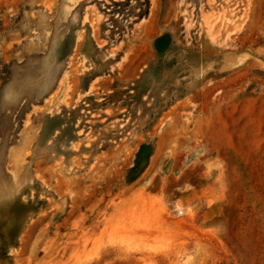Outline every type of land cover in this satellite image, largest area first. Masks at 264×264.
<instances>
[{
    "label": "rangeland",
    "instance_id": "1",
    "mask_svg": "<svg viewBox=\"0 0 264 264\" xmlns=\"http://www.w3.org/2000/svg\"><path fill=\"white\" fill-rule=\"evenodd\" d=\"M0 264H264V0H0Z\"/></svg>",
    "mask_w": 264,
    "mask_h": 264
},
{
    "label": "trees",
    "instance_id": "2",
    "mask_svg": "<svg viewBox=\"0 0 264 264\" xmlns=\"http://www.w3.org/2000/svg\"><path fill=\"white\" fill-rule=\"evenodd\" d=\"M166 38H167L166 35H162L156 39L155 50L157 51V53H158V51H162V49H160V47H161L162 42L165 41ZM159 66H160V63L156 64L155 67L152 66L151 68H149V70H147V72L150 73V71L152 72L154 70H157L158 69L157 67H159ZM138 82H140V80ZM166 107H167V105H163V104L160 105L161 109H165ZM150 152H151V147L149 145L143 143L137 152V159L135 161L134 166L131 168V171H139L140 162L142 160L146 161L150 155Z\"/></svg>",
    "mask_w": 264,
    "mask_h": 264
}]
</instances>
